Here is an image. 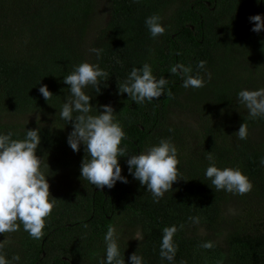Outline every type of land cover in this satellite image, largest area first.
Returning <instances> with one entry per match:
<instances>
[{
    "label": "trees",
    "instance_id": "16d2710c",
    "mask_svg": "<svg viewBox=\"0 0 264 264\" xmlns=\"http://www.w3.org/2000/svg\"><path fill=\"white\" fill-rule=\"evenodd\" d=\"M96 7L97 0H0V115L40 114L28 124L0 120V134L11 132L12 139L22 140L28 129L38 130L37 155L50 185L49 199L55 200L41 240L32 239L22 225L0 234V241H10L2 250L6 259L19 254L12 264H101L112 225L125 264H131L134 252L143 264H264V118L249 119L238 101L241 90H258L264 83V30L252 31L249 19L264 17V0L107 1L108 18L94 28L93 48L103 52L99 59L93 53L92 64L109 78L100 93L91 86L84 91L91 96V114L110 104L125 132L120 146L129 155L118 160L128 183L118 180L111 189L81 178L85 146L71 149L67 137L73 124L60 118L70 95L63 78L86 60ZM153 14L166 29L156 38L145 24ZM201 60L205 67L198 69ZM145 63L168 84L159 99L136 104L119 93L118 83ZM178 63L190 65L205 86L182 87V77L170 73ZM42 85L53 94L48 102L39 92ZM177 113L199 121L198 136ZM243 123L248 136L240 140L234 133ZM161 139L175 145L182 178L154 203L146 186L129 173L127 159ZM210 151L214 161L207 159ZM213 162L220 169H240L252 190L243 196L215 191L205 177ZM173 225L178 250L169 262L161 259L160 245L162 229ZM207 241L214 247H200Z\"/></svg>",
    "mask_w": 264,
    "mask_h": 264
},
{
    "label": "clouds",
    "instance_id": "9594fccd",
    "mask_svg": "<svg viewBox=\"0 0 264 264\" xmlns=\"http://www.w3.org/2000/svg\"><path fill=\"white\" fill-rule=\"evenodd\" d=\"M249 19L254 22L252 31L259 33L264 30V17L257 14L250 16ZM160 21L161 17L157 14L145 20L153 38L165 33L166 29ZM89 51L99 59L103 49L90 48ZM205 64L206 61L201 60L197 68L203 69ZM192 71L190 65L185 66L181 63L170 67L171 74H179L182 77V87L197 89L204 87L203 78L192 75ZM108 78V73L98 64L82 62L75 66L74 70L63 78L70 95L60 111V118L73 124L72 131L67 137L71 149L79 152L81 144L85 146L86 155L81 163V178L99 189L104 187L111 189L118 180L128 183L127 177L121 174L118 157L129 154L126 147L120 146L125 139V132L115 119V111L110 104H105L100 106L103 111L96 110L98 114L92 115L91 96L84 91L91 86L96 93H100V84L106 82ZM167 84L168 80L164 77L156 79L151 66L145 63L141 68L133 67L127 79L123 83H118V90L121 94L127 93L130 100L136 104H143L145 101L159 99L165 93ZM39 92L47 102L51 100L53 94L47 85H42ZM166 95L172 98L170 90ZM238 101L248 110L249 119L264 118V88L241 90L238 93ZM234 134L240 140L247 139V124H241ZM12 135L11 132L0 134V234L17 232L22 225L32 239L41 240L45 234L46 218L52 214L55 206V200L49 199L50 185L41 171V159L37 155L41 137L37 129H28L26 137L22 140L12 139ZM207 159L214 161L211 151ZM178 164L177 149L170 139H161L157 145L139 154L130 155L127 159L129 173L142 186H146L154 203H158L166 192L172 190L173 183L182 178ZM261 165L264 166V159H261ZM205 177L211 180V187L215 191L224 190L243 196L253 188L249 178L240 169L228 167L220 169L214 162L207 167ZM189 219L199 223L198 217ZM177 231L175 225L162 229L161 259L174 261L178 246L174 244L173 237ZM135 238L142 239L139 236ZM104 240L106 260H101V264H125L117 244L114 226H108ZM8 243H10L8 239L0 241V264H12L13 261L20 260L19 254L13 255L11 261L6 259L2 250ZM200 247L211 249L214 244L207 241ZM130 261L131 264H143V258L136 252L131 255ZM181 264L186 262L181 261Z\"/></svg>",
    "mask_w": 264,
    "mask_h": 264
},
{
    "label": "rangeland",
    "instance_id": "374dc122",
    "mask_svg": "<svg viewBox=\"0 0 264 264\" xmlns=\"http://www.w3.org/2000/svg\"><path fill=\"white\" fill-rule=\"evenodd\" d=\"M107 1L108 0H97V7L95 10V15L93 18V22L91 24L90 27V33L87 34V40L85 43V55H86V60L85 62H89V63H93V53H91L89 51L90 48H93V41H94V37L97 35V29L95 26H102L103 23L105 22V20L108 18L107 16ZM167 14H169V12H167ZM243 60V59H241ZM264 88V83L262 84V87ZM260 88V89H261ZM181 121L186 122L191 124L193 127V131L195 132V134L198 136V134L201 131L200 124L199 121L197 119H194L192 117H190L189 114H179L177 113L176 115ZM40 117V114L38 112H29L26 114H17V113H11V114H6V113H2L0 115V120L2 121H8V122H13V123H21V124H28L33 122L34 120L38 119ZM198 126L200 127L198 129V131H196V129L198 128ZM197 141V137L193 136L192 138V142L195 143ZM196 146V145H195Z\"/></svg>",
    "mask_w": 264,
    "mask_h": 264
}]
</instances>
